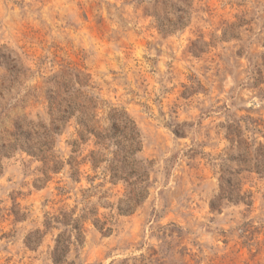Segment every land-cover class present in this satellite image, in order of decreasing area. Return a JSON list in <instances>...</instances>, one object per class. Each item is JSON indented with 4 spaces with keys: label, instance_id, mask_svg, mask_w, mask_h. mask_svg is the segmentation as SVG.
<instances>
[{
    "label": "rangeland",
    "instance_id": "obj_1",
    "mask_svg": "<svg viewBox=\"0 0 264 264\" xmlns=\"http://www.w3.org/2000/svg\"><path fill=\"white\" fill-rule=\"evenodd\" d=\"M154 11L179 26L161 33ZM66 70L89 75L82 91L97 97L98 117L109 108L129 116L138 159L153 162L149 195L130 216L100 206L121 199V185L92 189L83 202L89 166L80 183L67 165L45 179L40 158L21 148L29 140L34 153L45 149L52 78ZM258 71L264 77V0H170L156 10L154 0H0V264H54L60 231L43 235L45 216L65 205L79 213L87 202L107 226L87 221L64 264H264V177L243 176L250 207L210 210L215 166L228 154L220 125L227 115L264 123V96L252 86ZM76 137L72 120L48 138V155L66 161ZM92 149L81 145L77 161ZM27 238L39 242L28 247Z\"/></svg>",
    "mask_w": 264,
    "mask_h": 264
},
{
    "label": "trees",
    "instance_id": "obj_2",
    "mask_svg": "<svg viewBox=\"0 0 264 264\" xmlns=\"http://www.w3.org/2000/svg\"><path fill=\"white\" fill-rule=\"evenodd\" d=\"M168 1L170 0H154L155 10L159 3ZM152 16L155 17L156 28L161 33H170L179 26L176 22L160 17L156 11ZM223 38L227 39L224 35ZM257 73L259 77L254 79L255 82L252 86L257 89L260 97H263L264 88H260L259 85L264 83V77L261 76L260 71ZM89 81V75L86 77L71 70H66L59 76L53 77L52 82L57 90L54 95H49L50 97L47 98V118L45 119L47 124H40L42 128L40 145L45 149L34 153L36 147L30 144L29 140L21 148L28 155L40 158L43 163L45 179H48L47 174L50 172L60 173L67 165L69 167L68 179L73 184L80 183V167L82 165L89 166L93 176L87 177L91 188L82 191L83 202L86 201L87 194L92 189H102L107 183L112 187L121 185L124 191L122 198L114 204L103 203L100 206L115 210L119 216H130L141 207L149 195L153 162L138 159V154L142 150L140 133L135 123L123 110L109 108L102 117L93 113V110H97L95 102L97 97L89 96L82 91L90 87ZM76 94L84 97L83 103L77 102L79 97H76ZM72 120L75 123L77 136L69 144L73 156H70L66 161H55L59 157L48 155L53 145V142H48V138L61 134ZM220 128L228 142L225 150L228 154L215 166L219 169L220 174L218 179L219 194L210 203V210L219 212L223 202L234 205L244 204L250 207L251 194L242 193L243 176L255 174L261 178L264 177V145L258 141L256 136H264V123L250 117L237 118L227 115L225 123L220 125ZM173 133L176 137H183L182 131L180 133L173 131ZM88 143L93 145V149L78 162L80 146ZM96 180H101V182L94 187L93 184ZM58 191L59 196L65 195L63 188H59ZM106 195V192L102 194L99 198L100 203L107 198ZM88 204L90 202H87L79 210V213H77L78 205L73 208L65 205L54 214L48 213L45 216L43 235L52 230L60 231L50 253L54 264H64L71 248L82 245L83 226L87 221L91 220L100 232L106 228L107 218L103 217V222L93 219L98 215L97 208H89ZM110 231L107 229L105 233H110ZM39 233L36 231L31 235ZM38 240L35 242L27 238L25 244L30 247L31 244H37Z\"/></svg>",
    "mask_w": 264,
    "mask_h": 264
}]
</instances>
